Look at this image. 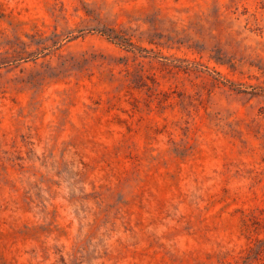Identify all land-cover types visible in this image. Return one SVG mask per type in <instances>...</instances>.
<instances>
[{
  "label": "rangeland",
  "instance_id": "1",
  "mask_svg": "<svg viewBox=\"0 0 264 264\" xmlns=\"http://www.w3.org/2000/svg\"><path fill=\"white\" fill-rule=\"evenodd\" d=\"M0 264H264V0H0Z\"/></svg>",
  "mask_w": 264,
  "mask_h": 264
}]
</instances>
